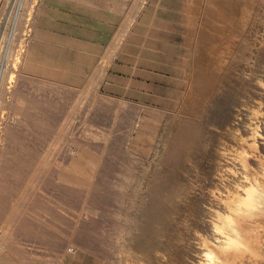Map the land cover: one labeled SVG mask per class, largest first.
Instances as JSON below:
<instances>
[{
  "label": "rangeland",
  "instance_id": "rangeland-1",
  "mask_svg": "<svg viewBox=\"0 0 264 264\" xmlns=\"http://www.w3.org/2000/svg\"><path fill=\"white\" fill-rule=\"evenodd\" d=\"M263 14L264 0H0L17 73L0 88V264H188L209 208L224 211L209 190L232 149L264 129Z\"/></svg>",
  "mask_w": 264,
  "mask_h": 264
},
{
  "label": "clouds",
  "instance_id": "clouds-1",
  "mask_svg": "<svg viewBox=\"0 0 264 264\" xmlns=\"http://www.w3.org/2000/svg\"><path fill=\"white\" fill-rule=\"evenodd\" d=\"M256 85L260 89H264V80H257ZM259 104L260 102L257 101ZM264 107V105H261ZM253 116L264 115L256 110H253ZM251 124L247 125V128L251 132L247 138L241 139L240 143L247 147H241L239 149L233 148L232 151L236 153L230 161L227 163L231 166L225 169L228 175L223 176L221 180V189H210L209 195L212 199L220 201L222 204L232 205L235 212L240 215L248 217L250 220L257 219L256 214L264 215V184L260 183V180L256 177H250L249 172V160L257 159L256 155L246 149H255L259 151L258 140L264 139V129L259 124L255 125V128ZM237 135H241L238 131ZM251 141V143H249ZM258 160V159H257ZM239 166L240 171L236 170V166ZM262 172L260 174L261 179H264V164L261 165ZM252 171H255L253 168ZM233 178H239L248 187H242L238 182L234 185L235 191L229 188ZM259 189V191H258ZM209 211H214L217 218H223L227 220V224L220 225L217 223L212 224V238L209 239V234L196 231L193 233L194 237L198 241L197 251L192 254V257H186L188 264H235L234 258L237 256H252L256 260H264V257L257 256L250 244L247 241L246 230L243 233L239 232L233 227V221L230 217H222L219 210L209 208Z\"/></svg>",
  "mask_w": 264,
  "mask_h": 264
},
{
  "label": "bare ground",
  "instance_id": "bare-ground-1",
  "mask_svg": "<svg viewBox=\"0 0 264 264\" xmlns=\"http://www.w3.org/2000/svg\"><path fill=\"white\" fill-rule=\"evenodd\" d=\"M81 1V0H79ZM16 3V1H14ZM43 4V3H42ZM40 7V6H39ZM248 10V9H247ZM251 12V8L249 10ZM247 12V11H246ZM247 14V13H246ZM264 15V14H263ZM262 16V14H261ZM260 16V17H261ZM259 17V16H258ZM17 21V20H16ZM264 22V21H263ZM36 24V23H35ZM29 25V24H28ZM39 25V24H38ZM31 27H29L30 29ZM28 31V30H27ZM30 31V30H29ZM127 31V30H126ZM32 32V31H31ZM36 32V31H35ZM30 34V33H29ZM31 35V34H30ZM35 37V36H34ZM31 38V37H30ZM29 38V39H30ZM28 39V38H27ZM22 41V40H21ZM3 43V42H2ZM24 47V46H23ZM27 47V46H26ZM29 47V46H28ZM27 47V48H28ZM3 47L1 46L0 47V88L4 85V84H7L8 85V88H11L12 86V83L15 81V70H10L9 69V66H10V60H9V57L7 55H5V52L3 53ZM30 48V47H29ZM32 50V49H31ZM25 52V51H24ZM30 54V53H28ZM32 57V56H31ZM37 57V56H36ZM17 59H18V55H17ZM15 61V63L17 64L18 61ZM27 59V58H26ZM36 58H34L35 60ZM39 59V58H38ZM29 60V59H28ZM33 61V58L31 59ZM37 60V59H36ZM30 62V61H29ZM36 62V61H35ZM15 64V65H16ZM17 66V65H16ZM17 74V73H16ZM261 79V78H260ZM1 98V97H0ZM10 101V100H9ZM259 106V105H258ZM253 110H256L258 111L259 113L261 112L260 111V107H252L251 109V113H253ZM252 116V115H251ZM14 118V117H13ZM12 118V121H14V119ZM257 118V117H256ZM255 118V119H256ZM2 120L1 123H5L7 120H6V117L5 116H1L0 118ZM254 119V120H255ZM251 120V119H250ZM249 124V123H248ZM255 124V123H254ZM2 125V124H1ZM255 128V127H254ZM251 133V132H250ZM249 134V132H248ZM243 136V135H242ZM249 136V135H247ZM239 137V136H238ZM245 137V136H244ZM243 137V138H244ZM0 139H1V134H0ZM250 142V141H249ZM241 144V143H240ZM241 147H245L244 145H242ZM240 148V147H239ZM238 148V149H239ZM246 150H249V149H246ZM253 150V149H251ZM250 151V150H249ZM255 151H253L254 153ZM235 153V152H234ZM255 154V153H254ZM234 155V154H233ZM260 156V155H259ZM258 157V155H257ZM261 157V156H260ZM258 159V163H259V168L258 169H255V171H252V168L250 166V160L248 161L249 163V172H248V175L250 177H256L257 179L260 180V183L261 184H264V179H261V172H262V167L261 165L264 164V159L261 157ZM257 161V160H256ZM238 169V168H236ZM240 170V169H239ZM238 170V171H239ZM228 174V173H227ZM239 183L241 184L242 187H248L247 184H244L241 180V182L239 181ZM237 184V183H236ZM233 191H235V188H232ZM259 191V189H258ZM218 203V201H217ZM264 203V202H262ZM220 204V202H219ZM217 205V204H216ZM213 206V205H211ZM215 206V205H214ZM221 206V205H220ZM224 206V211L223 212H220L222 214V217H230L233 221V227L236 228L239 232L243 233L244 230H246L247 232V241L248 243L250 244L253 252L257 255V256H261V257H264V234H262V232H264L262 230L263 226H264V215H260L259 213L256 214L257 216V219L255 220H250L248 219V217L244 216V215H240V214H237L233 208L232 205H222ZM216 207V206H215ZM214 207V208H215ZM218 207V206H217ZM213 208V207H211ZM218 209V208H217ZM220 209V208H219ZM212 212V211H211ZM210 215V211H209V214L208 216ZM209 218V217H208ZM212 218V217H211ZM210 221V220H209ZM214 223H217V224H220V225H225L227 224V220L223 219V218H217L215 216V213L213 214V218H212V223H211V228H212V224ZM209 224V222L207 223ZM263 224V225H262ZM79 225V224H78ZM262 225V226H261ZM209 227V226H208ZM210 228V227H209ZM201 231V230H200ZM195 232V231H194ZM212 232V231H211ZM210 232V233H211ZM212 236H209V239H211ZM198 243V242H197ZM71 245V244H70ZM197 248V247H196ZM72 250V249H71ZM197 250V249H196ZM195 250V252H196ZM68 252V247L64 249L63 253L64 255H66ZM72 253V251H69ZM70 253V254H71ZM184 254V253H183ZM68 256V255H67ZM66 258V257H65ZM178 260V259H177ZM235 260V264H264V260H256L254 259L252 256H244V255H241V256H237L234 258ZM180 261V260H179ZM184 261V259H183ZM182 263V262H181ZM172 264V263H170ZM179 264V263H178Z\"/></svg>",
  "mask_w": 264,
  "mask_h": 264
}]
</instances>
